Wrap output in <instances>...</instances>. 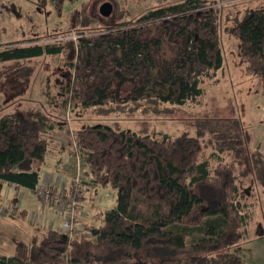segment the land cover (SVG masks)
Listing matches in <instances>:
<instances>
[{"label":"trees","instance_id":"16d2710c","mask_svg":"<svg viewBox=\"0 0 264 264\" xmlns=\"http://www.w3.org/2000/svg\"><path fill=\"white\" fill-rule=\"evenodd\" d=\"M48 1L59 17L65 4L84 0ZM122 17H102L89 1L71 12L69 28L78 37L70 87L74 106L100 108L109 100L181 108L201 98L204 83L223 66L216 4L183 0L135 23H122ZM226 32L238 39L237 57L264 99V7L234 20ZM73 48L35 41L0 46V64ZM52 126L35 111L0 116V201L4 185L36 191V166L48 155ZM206 134L213 150L208 157ZM241 135L238 122L229 120H210L196 137L131 133L116 123L74 131L80 165L94 185L115 193V206L86 236L69 242L48 230L39 243L17 245L12 256H0V264H243L228 253L248 222L235 171L248 155ZM253 159L256 179L264 185V156L254 153ZM192 231L201 239L187 245Z\"/></svg>","mask_w":264,"mask_h":264},{"label":"rangeland","instance_id":"374dc122","mask_svg":"<svg viewBox=\"0 0 264 264\" xmlns=\"http://www.w3.org/2000/svg\"><path fill=\"white\" fill-rule=\"evenodd\" d=\"M87 1L90 8H96V12L102 5H108V17L119 12L123 16L122 23H135L150 11L183 0L83 2ZM208 1L215 3L218 10L217 30L223 66L213 79L204 83L201 98L181 108L143 101L121 106L109 100L100 108H82L74 106L70 96L77 41L71 39L76 35L69 28V16L83 2L65 4L61 16L57 17L48 0H0V46L30 41L41 45L65 42L74 46L71 51L65 49L57 56L0 64V116L35 111L53 124L45 162L56 171L60 178L58 184L64 183L66 195L75 188L78 191L81 212L76 214L77 236H86L88 228L102 224L104 212L115 206V193L91 182L74 149V131L95 124L116 123L122 130L131 133L164 134L172 138L180 135L196 137L199 126L210 120L236 121L248 151L242 167L235 169L240 203L248 222L242 237L228 253L241 257L243 264H264V185L256 179L253 167L254 153L264 156V99L255 94L254 81L237 57L238 39L226 32L234 20L242 19L245 13L259 6L264 7V0ZM121 97H129L127 90ZM114 99L118 101V98ZM209 140L206 134L203 137L207 145L205 157L213 152L207 144ZM222 157L225 163L231 162L226 154ZM56 210L40 203L27 190L17 191L4 185L0 201V256H12L17 245L37 244L48 230H57L59 220ZM47 216L51 222L52 219L54 221L47 222ZM200 239L199 234L192 231L186 244L193 245Z\"/></svg>","mask_w":264,"mask_h":264},{"label":"built area","instance_id":"2783aa9c","mask_svg":"<svg viewBox=\"0 0 264 264\" xmlns=\"http://www.w3.org/2000/svg\"><path fill=\"white\" fill-rule=\"evenodd\" d=\"M71 39L77 41L78 37L73 35ZM74 149L76 150L75 145ZM33 194L35 199L40 203L57 209L56 215L59 220L58 232L65 235L69 242L74 239L77 236V226L75 225L76 214H79L80 211L77 189L75 188L70 194L66 195L64 183L58 184L57 182L54 184V187L40 183Z\"/></svg>","mask_w":264,"mask_h":264},{"label":"crops","instance_id":"0c3cea01","mask_svg":"<svg viewBox=\"0 0 264 264\" xmlns=\"http://www.w3.org/2000/svg\"><path fill=\"white\" fill-rule=\"evenodd\" d=\"M45 161H46V158L42 162V164H39L38 166H36V169H37V172L40 175V183H43L46 186H52L53 185V182H54V184L56 182H59V179L60 178L57 177V174L55 173L56 171L55 170H51L50 167H49V165L46 164ZM13 189H15V188H13ZM19 190L20 189H17V191H19ZM28 193H30V192L28 191ZM108 210H110V209H108ZM48 217L49 216L46 217V219H47L46 221L49 222V223H52L54 220L52 219V222H51L50 217L49 218ZM51 217H52V215H51ZM102 223H103V218H102ZM57 231H58V228H57Z\"/></svg>","mask_w":264,"mask_h":264},{"label":"water","instance_id":"95a60500","mask_svg":"<svg viewBox=\"0 0 264 264\" xmlns=\"http://www.w3.org/2000/svg\"><path fill=\"white\" fill-rule=\"evenodd\" d=\"M108 12H109V6H108V5H102V6L99 8V14H100L102 17H108Z\"/></svg>","mask_w":264,"mask_h":264}]
</instances>
